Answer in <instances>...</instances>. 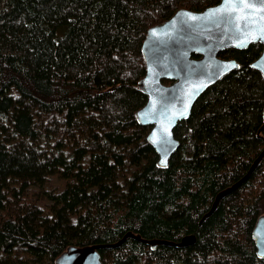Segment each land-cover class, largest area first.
<instances>
[{"label": "trees", "instance_id": "trees-1", "mask_svg": "<svg viewBox=\"0 0 264 264\" xmlns=\"http://www.w3.org/2000/svg\"><path fill=\"white\" fill-rule=\"evenodd\" d=\"M219 0H0V264H55L68 246L112 243L102 264H264L251 238L264 213L260 43L226 48L239 68L178 122L158 167L135 111L146 30L177 9ZM63 27L58 37L57 30ZM196 56V55H194ZM167 82V81H164ZM59 180L50 188L49 177Z\"/></svg>", "mask_w": 264, "mask_h": 264}, {"label": "water", "instance_id": "water-1", "mask_svg": "<svg viewBox=\"0 0 264 264\" xmlns=\"http://www.w3.org/2000/svg\"><path fill=\"white\" fill-rule=\"evenodd\" d=\"M226 3L236 4L237 7L234 11L212 15L214 10L223 8ZM243 5L250 7L244 8ZM262 30L264 2L261 0H219L201 10L179 8L168 19L146 30L141 43L145 70L137 81L146 99L134 115L138 124L150 126L146 140L156 153L158 167L168 166L170 156L179 146V141L174 136V128L178 122L189 117L198 97L223 76L239 68L236 59L222 58L218 55L220 51L226 48L245 49L252 43H260L261 51L249 66L264 78V40L253 39ZM226 66L232 67L225 70ZM261 119L258 134L264 126V106ZM263 156L264 148L239 180L215 194L209 210L202 218L208 216L222 197L250 175ZM127 237L146 243L151 248L157 244L183 246L194 240L193 235L183 236L177 243L162 239H144L139 234L128 231L112 243L68 246L55 258L54 263L102 264L98 250L116 247ZM251 238L256 256L263 258L264 213L257 217Z\"/></svg>", "mask_w": 264, "mask_h": 264}, {"label": "snow or ice", "instance_id": "snow-or-ice-1", "mask_svg": "<svg viewBox=\"0 0 264 264\" xmlns=\"http://www.w3.org/2000/svg\"><path fill=\"white\" fill-rule=\"evenodd\" d=\"M261 2H264V0H261ZM236 7H237L236 4H228V3H226L223 8H218V9L214 10L212 15H215L217 12L234 11L236 9ZM243 7L244 8H248V7H250V5H243ZM244 18L245 17H241V19H244ZM193 19H195V17H193ZM253 39H262V40H264V30H262L256 37H253ZM229 67H232V66H226L225 70H228ZM181 115H184V113H181Z\"/></svg>", "mask_w": 264, "mask_h": 264}, {"label": "rangeland", "instance_id": "rangeland-1", "mask_svg": "<svg viewBox=\"0 0 264 264\" xmlns=\"http://www.w3.org/2000/svg\"><path fill=\"white\" fill-rule=\"evenodd\" d=\"M63 27H60L58 30H57V33H58V37L62 35L63 33ZM48 181L50 182V186L49 188L52 186V185H59V180L57 177H54V176H51L49 177Z\"/></svg>", "mask_w": 264, "mask_h": 264}, {"label": "bare ground", "instance_id": "bare-ground-1", "mask_svg": "<svg viewBox=\"0 0 264 264\" xmlns=\"http://www.w3.org/2000/svg\"><path fill=\"white\" fill-rule=\"evenodd\" d=\"M75 245V244H74Z\"/></svg>", "mask_w": 264, "mask_h": 264}]
</instances>
